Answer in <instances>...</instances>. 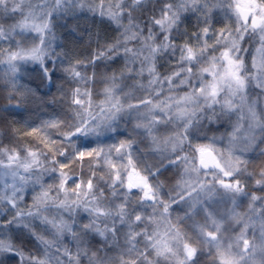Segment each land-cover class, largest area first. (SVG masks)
<instances>
[{
  "label": "snow or ice",
  "instance_id": "6c2138e0",
  "mask_svg": "<svg viewBox=\"0 0 264 264\" xmlns=\"http://www.w3.org/2000/svg\"><path fill=\"white\" fill-rule=\"evenodd\" d=\"M0 264H264V0H0Z\"/></svg>",
  "mask_w": 264,
  "mask_h": 264
},
{
  "label": "trees",
  "instance_id": "16d2710c",
  "mask_svg": "<svg viewBox=\"0 0 264 264\" xmlns=\"http://www.w3.org/2000/svg\"><path fill=\"white\" fill-rule=\"evenodd\" d=\"M41 115L43 114V113H40Z\"/></svg>",
  "mask_w": 264,
  "mask_h": 264
}]
</instances>
